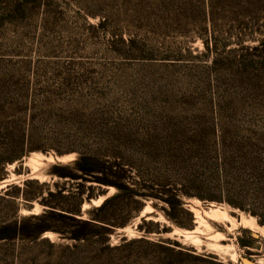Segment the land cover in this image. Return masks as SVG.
Here are the masks:
<instances>
[{
  "label": "rangeland",
  "instance_id": "rangeland-1",
  "mask_svg": "<svg viewBox=\"0 0 264 264\" xmlns=\"http://www.w3.org/2000/svg\"><path fill=\"white\" fill-rule=\"evenodd\" d=\"M6 129L27 152L0 164L2 179L63 190L58 201L79 203L80 218L119 190L61 178L56 164L77 173L80 154L105 153L129 188L95 213L110 231L85 228L79 241L46 232L16 243L12 264H264V0H0ZM5 142L0 159L12 152ZM173 186L190 228L166 215ZM217 207L230 219L204 216L187 235L193 209Z\"/></svg>",
  "mask_w": 264,
  "mask_h": 264
},
{
  "label": "trees",
  "instance_id": "trees-1",
  "mask_svg": "<svg viewBox=\"0 0 264 264\" xmlns=\"http://www.w3.org/2000/svg\"><path fill=\"white\" fill-rule=\"evenodd\" d=\"M11 133L8 129L0 131V136L7 142L6 147L11 148L6 158L0 159L1 165L13 164L22 159L26 151L21 148L23 138L16 136L10 139ZM24 146V145H23ZM106 148V147H105ZM116 164V163H115ZM73 167L77 173L66 172L60 164L53 167V172L61 178L80 179L81 182L96 183L97 186H115L119 191L109 199H106L99 207L89 210V219L80 218V204L69 207L58 201L63 190L53 191L47 183H40L36 179H28L21 183H11L0 189V263L12 264L20 256L22 250L17 249L16 243H35L46 232L58 233L62 238L79 241L87 236L85 228H100L110 231L113 225L109 219L97 216L95 213L103 212L110 203L121 199L124 191L129 188L117 180L122 175L116 173L108 162L105 153L80 154L74 161ZM4 176H0L2 179ZM56 184V183H54ZM147 184H144V186ZM130 196H146L138 191H130ZM69 190V196H73ZM166 202L170 206V212L166 213L168 219L179 228H190L192 214L183 206L182 196L186 194L182 188L176 186L166 190ZM79 202L82 201V193H77ZM92 195H88L89 198ZM159 196V195H154ZM42 207L40 213L32 212L34 204ZM26 212V213H25ZM145 224L143 218L142 225ZM259 224L264 225L263 221ZM142 225L139 229L143 230ZM145 232H152L146 229ZM248 246V245H244Z\"/></svg>",
  "mask_w": 264,
  "mask_h": 264
},
{
  "label": "bare ground",
  "instance_id": "bare-ground-1",
  "mask_svg": "<svg viewBox=\"0 0 264 264\" xmlns=\"http://www.w3.org/2000/svg\"><path fill=\"white\" fill-rule=\"evenodd\" d=\"M44 160V157L42 155H36V156H33L32 159H30V165L32 167V170L35 171L37 168L39 169L38 166L42 165V161ZM44 162V161H43ZM41 167V166H40ZM11 181V180H10ZM9 182V181H8ZM10 183V182H9ZM101 201V200H99ZM98 203V201H97ZM98 205V204H97ZM194 213H195V216L197 218V222H198V226L195 228L194 231L192 232H188L187 235H192L193 236V233L195 231H197L199 229V225L201 224H205V220H204V216H207L209 218H212V219H230V216L228 215L227 211L223 208H220V207H217V208H212L210 209L209 212H200L199 210H196V209H193ZM217 221V220H216ZM234 223V222H233ZM241 224H244V225H250L252 227L255 226V223L250 220V219H246V218H242L241 219ZM234 226V225H233ZM196 233V232H195ZM219 235V234H218ZM215 236V238H219V236ZM221 237V236H220ZM192 238V237H191ZM197 238V237H195ZM220 239V238H219Z\"/></svg>",
  "mask_w": 264,
  "mask_h": 264
},
{
  "label": "water",
  "instance_id": "water-1",
  "mask_svg": "<svg viewBox=\"0 0 264 264\" xmlns=\"http://www.w3.org/2000/svg\"><path fill=\"white\" fill-rule=\"evenodd\" d=\"M10 180V177L4 178L2 180H0V189L6 187L7 185H9L10 183L8 182ZM194 223L196 224V219L194 220ZM196 227V225L194 226ZM256 237H258V234H254ZM244 264H258L255 261L251 260V259H244Z\"/></svg>",
  "mask_w": 264,
  "mask_h": 264
}]
</instances>
